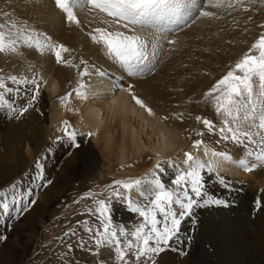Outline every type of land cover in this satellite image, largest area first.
<instances>
[{
	"label": "rangeland",
	"instance_id": "rangeland-1",
	"mask_svg": "<svg viewBox=\"0 0 264 264\" xmlns=\"http://www.w3.org/2000/svg\"><path fill=\"white\" fill-rule=\"evenodd\" d=\"M42 3L50 6L41 9ZM232 3L234 7L231 8H213L208 0H197V7L185 21L166 25L156 33L158 40L153 70L143 76L133 77L109 59L101 45L95 44L90 38L95 28L108 27L101 21L105 14L89 12L87 8L76 10L78 26L75 22L67 21L55 0H0V21L10 17L40 33L42 38L46 35L52 43L64 45L70 50L63 53L64 59L76 66L57 63L54 53L48 50L41 54L32 48L22 47L20 54H0V76L5 77L8 87H19L18 92L5 94L13 108L18 110L27 106L34 94L35 85L28 83L17 86L7 80L9 75L27 78L29 81L35 79L40 86L39 96L23 115L7 107L0 108V236L6 237L0 240V264H117L111 248L103 247L99 249V255L94 254L97 249L91 242L92 234L85 230L84 222H87L88 227L96 229L100 227V221L96 214H90L87 210H94L97 200H106L110 207L112 225L127 232L134 231L143 222V218L131 210L129 199L140 206L147 205L149 201L146 197L133 199L130 193H126L115 182H129L130 177L138 176L143 169L136 166L138 170L134 168V175L122 173L123 166L117 164L114 156V159L107 156L105 150L101 149L103 142L78 126L79 114L76 109L83 106L85 100H96L99 95L84 99L74 93L63 103L61 98L70 93V81L77 82L73 78L75 73L91 65L90 59L98 53L106 65H113L111 67L119 71L120 77L114 78L117 82L121 83L124 77L133 80L139 90L150 88L153 90V104L164 111L165 115L173 119L176 116L181 122L189 121L197 135L203 131V134L207 132L220 138L218 129L223 126V121L214 110L212 97L206 99V94L234 69L252 44L264 34V27H261L264 25V0H254L253 3L244 0L243 7L236 0H232ZM246 8L249 10L245 11ZM199 11H209L213 15L199 16ZM5 13L9 14L8 17ZM145 34L153 40L151 33ZM101 71L106 76L110 74L107 70ZM51 78L59 82L57 98L65 113L63 119L56 123L52 121L49 111L50 103L55 99L48 87ZM32 113L41 118V124L27 123L17 133L8 136L5 129L8 130L13 122L22 121L25 116L31 121ZM197 117L211 121L217 131L209 132L203 123L197 121ZM65 122L70 125V131L77 133L76 142L79 147L72 146L65 136ZM220 142L222 144L216 146L219 153L229 152L232 157H246L244 146L240 147L228 140ZM90 143H95V150L88 149ZM6 153L13 158L11 163L2 156ZM191 155L195 158V155ZM176 158H170L149 175L139 176L138 180L153 177L167 190L179 191L175 181L182 173H174L167 183L159 176L175 163L188 167L186 156L179 160ZM248 159L258 164L254 158ZM37 161L44 166L42 173ZM132 161L125 165L126 169L135 162ZM94 165L98 167L90 173ZM234 166L240 168L236 164ZM100 170L102 177L91 179ZM238 171L242 172V169ZM113 189L121 195H116ZM203 190L206 196L201 201L202 206L194 207L192 215L182 221L180 237L183 243L171 241L156 257V264H162L163 255L170 252L176 254L175 259L180 264H230L232 261H237L236 264H263L264 249L256 242L262 240L264 246V216L261 215L260 204L257 207L258 201L227 202L218 193L207 192L205 188ZM88 193L97 195L85 198ZM208 199L224 201L227 206L205 204L204 201ZM4 204L8 205V211H4ZM117 207L125 212L118 213ZM40 219L45 221L46 227L37 230L35 227ZM222 238L242 242L236 244L230 240L225 245L221 242ZM241 247L245 250L241 251ZM215 248L218 250L214 251ZM128 259L129 264H134V254L130 253Z\"/></svg>",
	"mask_w": 264,
	"mask_h": 264
},
{
	"label": "snow or ice",
	"instance_id": "snow-or-ice-1",
	"mask_svg": "<svg viewBox=\"0 0 264 264\" xmlns=\"http://www.w3.org/2000/svg\"><path fill=\"white\" fill-rule=\"evenodd\" d=\"M249 2L253 3L254 0ZM208 3L213 8L234 7L232 0H208ZM236 3L243 7L244 0H236ZM55 4L66 15L69 23L75 22L78 26L76 10L83 11L87 8L89 12L105 14L101 17V21L108 27L95 28L93 33H90V38L95 44L101 45L105 55L124 72L136 77L153 70L156 40H158L156 33L162 31L166 25L180 24L185 21V18L197 7V0H55ZM247 10L249 9L246 8L245 11ZM4 15L8 17L9 14ZM198 15L211 17L213 13L199 11ZM105 17L112 19H105ZM145 33H151L153 40H150ZM22 47L32 48L41 54L45 50L51 51L57 63L76 67L64 59L63 53L70 51L64 45L52 43L51 38L46 35L42 38L40 33L10 17L0 21V54H20ZM253 52L256 54L253 55ZM81 63L86 62L81 61ZM99 74L105 75V73ZM85 75H90L87 67L81 72V76ZM7 80L17 86L28 83L35 85L34 94L27 106L17 110L5 98V94L18 92L19 87L16 89L8 87L5 77L0 76V108L7 107L23 115L39 96V83L35 79L29 81L27 78L16 75H9ZM85 88L86 85L80 81L73 91L77 96L86 99L87 92L82 91ZM71 96L70 92L66 97H62V103ZM208 97H212L214 110L223 121V126L218 129L221 140L244 146L246 157L236 161L228 153H218L209 149H205V155L234 163L247 172L253 171L256 166L248 158H254L255 162L264 167V34H261L252 44L249 52L235 64L234 69L213 86L205 98ZM132 98L138 105L145 107L143 101L134 94ZM148 112L152 114L151 109H148ZM196 119L203 123L209 132L217 131L211 121L201 117ZM69 129L70 125L65 122L63 128L65 136L72 146L79 147L76 142L77 133ZM200 134L203 135V133ZM201 144H203L202 140L196 141L194 146L198 147ZM185 155L189 165L188 170L175 181L179 191L167 190L159 181H148L150 187L142 190V194L149 201L147 205H135L129 199L131 210L143 218V222L134 231L127 232L123 228L117 229L112 225L110 207L106 200H97V207L94 210H87L90 214H96L100 221V227L96 229L88 227L87 222H84L85 230L92 234L91 242L97 249L95 255H99V249L108 247L113 249L117 264H129L130 253L134 254V264H156V257L170 245L171 241L183 243L180 237L182 221L192 215L194 207L202 206L201 200L206 196L202 175L206 167L205 163L194 158L190 153ZM37 165L42 173L44 166L39 161ZM207 170L215 171L214 163L210 162ZM41 178H43L42 175ZM144 183L141 180L115 182L116 185L125 189L126 193L140 189ZM221 183H224L223 179ZM113 191L115 192V189ZM115 194L121 195L119 192ZM95 195L97 194L88 193L85 198ZM204 203L227 206L221 200L208 199ZM3 208L4 211H8L7 204H4ZM72 234L75 235L74 232ZM129 236L132 239H128ZM3 239L6 237L0 236V240Z\"/></svg>",
	"mask_w": 264,
	"mask_h": 264
},
{
	"label": "bare ground",
	"instance_id": "bare-ground-1",
	"mask_svg": "<svg viewBox=\"0 0 264 264\" xmlns=\"http://www.w3.org/2000/svg\"><path fill=\"white\" fill-rule=\"evenodd\" d=\"M47 6L50 5L48 3L47 4L42 3L40 8L46 9L48 8ZM90 60H91V65L86 66L89 69L90 75L81 76V72L83 71L82 68L80 72L78 74L75 73L76 75L75 77H73L77 79V82L73 83V81H70V83L72 84V89L70 91L72 93V96L75 93L73 89L78 87V83L80 81H82L86 85V88L83 89L82 91L87 92V97L91 95H99L98 98H96V100H88V99L85 100L83 106H79L76 109L79 114L78 126L82 130H85V132H87L88 134L95 136V138L98 137L100 141L103 142L101 144V149L105 150L104 152L107 156L110 157L112 156V158L114 156L117 164L123 166L122 173L132 175L135 172L134 168L136 166L140 167V169H143V171L138 176L130 177L128 179L129 182L138 180L140 178L139 176L149 175L156 169L157 165H161L163 163L165 164V162L172 157H177L176 159L179 160L185 157L186 153H190V154L192 153L193 155H195L196 159L204 162L206 165L202 174L204 178L203 181L205 183L204 188L207 192L210 191L212 193L216 192L219 195H221V197L224 198L227 202L256 200L260 204L261 215L264 216V168L263 167H261L259 164H255L256 166L254 167L253 171L247 172L242 170V172H240L238 170L241 168L238 169L237 167L234 166V164L232 165L229 162L221 161L219 158L212 157L211 155H205V149L218 152V150H216V146L222 144L220 142L221 138L217 137V135H212L210 133H207L206 131H204L206 133H204L203 135H201L200 133L199 135H197V132L192 130V123H190L189 121L181 122L180 120H178L179 118H177L176 116L175 118L177 120H175V118L173 119L172 117H170V115L167 114L165 115V113H163L164 111L162 112L160 108H158L156 105L153 104L152 100L154 98L151 96L153 90H151L150 88L139 90L137 89L139 87L134 84L133 80L125 79L123 76L121 83L117 82L114 78L115 76L117 77L119 75L118 74L119 71L113 69L112 68L113 65H111L112 67L106 65V63L102 58H100V55L98 53H95L94 58ZM92 60H94L96 63H94V61ZM101 70H103L104 72L105 70H107L110 74H107L108 76L100 75L99 73H102ZM120 74L122 75V73ZM48 82H49L48 87L51 92L50 94H52V96L55 97V99H53V101L50 103L49 111L51 113L52 121L56 123V121L58 120L61 121L65 116V113L62 110L59 103L60 99L57 98L59 96L57 91L59 82H57L53 78H51L50 81ZM133 94L137 98L143 101L145 107H141L135 102V100L132 98ZM97 100L100 101L96 102ZM148 109H151L152 112L151 115L149 114ZM30 117H31V121H28V119L25 116L22 119V121L13 122L11 126L8 128V130L5 129V131L8 132V136L11 135L12 133H17L18 129L20 127H24L25 125H28L27 123L32 124L34 122H37L41 124V118L37 116L35 113L30 114ZM30 129L32 130V128ZM200 140L203 141V144L199 145L198 147L194 146L195 142ZM94 144L90 143L88 149L92 151L95 150ZM227 153L232 156V153L229 152ZM8 154L9 153H6L2 156L7 160L8 163H11L13 158ZM239 156L242 155H237V156L234 155L233 159L238 161L241 159V157ZM131 160H133L132 162H134L135 160V162L133 164H130L129 168L126 169L127 167H125V165ZM210 162L214 163L216 169L215 171L209 172L207 170V165ZM251 163L254 164V162ZM172 165L173 167L166 169L162 174L159 175L164 183H167V181L174 175V173L176 172L183 173L186 170H188V167H186V165L181 163H175V165L174 164ZM97 167L98 166L94 165L91 168L90 173L92 172V170H94ZM95 171L97 172V170ZM101 177H102V171L100 170L91 179H99ZM221 179H223L224 183H221ZM142 181H144L145 183L142 184L141 188L135 189L130 193V196L133 199L144 198L145 195L142 194V190L144 188L150 187V185L147 182L158 181V180H155L152 177L149 180H142ZM248 206H250V204ZM244 208L246 207L244 206ZM116 210L118 211V213L125 212L124 209L118 207ZM39 223L36 224L37 226L35 227V229L37 230L39 228L44 229L46 227V223L44 220L40 219ZM230 240L234 241V243L236 244L242 242L241 240L233 239V238H222L221 242L222 244L226 245ZM256 242L260 244L259 247L261 249H264V246L262 245L263 243L262 240H257ZM217 250L218 248L214 249V251ZM243 250H245V248L241 247V251ZM174 255H176L174 254V252H170L169 254H164L163 255L164 260L162 264H180L179 262L176 261L177 258L175 259ZM236 262L237 261H232V263L230 264H236Z\"/></svg>",
	"mask_w": 264,
	"mask_h": 264
}]
</instances>
